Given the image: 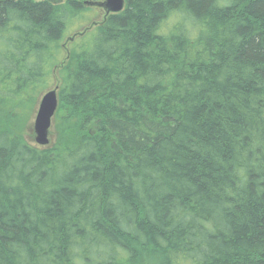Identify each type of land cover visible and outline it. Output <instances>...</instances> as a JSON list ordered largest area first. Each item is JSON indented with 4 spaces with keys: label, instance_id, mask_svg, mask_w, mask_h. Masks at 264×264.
<instances>
[{
    "label": "trees",
    "instance_id": "obj_1",
    "mask_svg": "<svg viewBox=\"0 0 264 264\" xmlns=\"http://www.w3.org/2000/svg\"><path fill=\"white\" fill-rule=\"evenodd\" d=\"M84 1L0 0V264H264V0Z\"/></svg>",
    "mask_w": 264,
    "mask_h": 264
},
{
    "label": "rangeland",
    "instance_id": "obj_2",
    "mask_svg": "<svg viewBox=\"0 0 264 264\" xmlns=\"http://www.w3.org/2000/svg\"><path fill=\"white\" fill-rule=\"evenodd\" d=\"M102 15H103L102 11L99 7L91 6V7H89L88 10H86L85 13L82 14V16L80 18L73 19L66 26L67 29H66L65 37H68V36L71 37L70 35H73V33L79 31L80 28L88 27L89 29H88L86 35H84L83 37H80V38H77V36H76L73 39V42H71L72 41V39H71L70 43L66 44L67 41H69V37L66 38L65 40H63L62 42L64 43V46L67 48V50L72 46V43H76V41H77V43H79L83 40L86 43V45L89 44L91 41V38L94 36L96 28H97V27H95V25H93V23H94V21H99L101 19ZM170 21L171 20H168L166 25L170 24ZM162 29L166 30L167 28L162 27ZM53 80L56 84L60 82L59 78H57L56 75H54V76L50 75L49 80L47 81V84L45 85L44 89L51 87L54 84ZM26 94L27 95H33V92L28 89ZM38 100H39V97L37 98L36 102L33 101V102L27 104V106L24 108V110H22V114H21L22 118H23V114L25 113L24 121H25L26 128H25L24 137L26 140L28 139L29 141L30 140L32 141V138H31L32 133H30V130H31L35 110L37 109ZM0 108L3 109L4 111H7V109H8L7 107L2 108L1 103H0Z\"/></svg>",
    "mask_w": 264,
    "mask_h": 264
},
{
    "label": "water",
    "instance_id": "obj_3",
    "mask_svg": "<svg viewBox=\"0 0 264 264\" xmlns=\"http://www.w3.org/2000/svg\"><path fill=\"white\" fill-rule=\"evenodd\" d=\"M89 4L103 7L105 13L108 14L109 12L120 11L124 6V0L94 1ZM57 91L58 85H55L43 92L38 100L37 109L32 122V132L34 141L39 145H45L50 140L49 132L57 107Z\"/></svg>",
    "mask_w": 264,
    "mask_h": 264
},
{
    "label": "bare ground",
    "instance_id": "obj_4",
    "mask_svg": "<svg viewBox=\"0 0 264 264\" xmlns=\"http://www.w3.org/2000/svg\"><path fill=\"white\" fill-rule=\"evenodd\" d=\"M57 106H58V95H57ZM56 109H57V107H56ZM56 111V110H55ZM54 114H55V112H54ZM54 117V116H53Z\"/></svg>",
    "mask_w": 264,
    "mask_h": 264
}]
</instances>
